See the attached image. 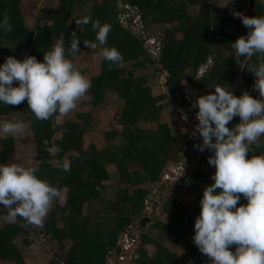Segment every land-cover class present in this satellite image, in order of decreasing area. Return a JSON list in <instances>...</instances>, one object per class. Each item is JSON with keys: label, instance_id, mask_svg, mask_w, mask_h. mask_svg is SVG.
<instances>
[{"label": "trees", "instance_id": "1", "mask_svg": "<svg viewBox=\"0 0 264 264\" xmlns=\"http://www.w3.org/2000/svg\"><path fill=\"white\" fill-rule=\"evenodd\" d=\"M48 1L52 3L51 6L36 9L33 28L29 29L23 20L21 0H0V19L6 13L12 26V31L7 34L0 31V64L7 56L21 60L25 55H32L42 61L44 52L51 49L61 33L67 48L72 41L71 34L75 31L81 43L80 51L68 57L74 63L76 55L88 50L83 42L95 41L91 25L77 28L74 22V19L86 15L112 25L107 46L115 47L122 54L123 63L119 67L112 65L103 59L99 47L95 50L100 54L98 71L88 77L91 87L84 95L86 99L81 101L91 105V108L77 112V121L59 124L55 121L57 114L47 121H40L29 110L26 102L15 108L0 104V117L21 115V119L26 120L35 152L39 155L36 166L39 170L35 174L59 191L65 189L63 203L60 204L56 199L41 225L43 234L49 235L59 248H65L66 243L70 242L66 250L70 261L65 260L62 264H105L106 250L117 243L122 230L136 219L134 215H142L151 190L139 189L138 185L143 182L156 184L164 167L176 163L190 142L186 134L173 135L169 124L160 119V112L166 105L158 104V101L170 95L182 96L181 81L184 78L194 83L197 96L206 94L214 85L231 89L235 95L248 91L254 97L259 96L252 88L253 75L240 69L230 46V42L246 34L247 29L239 18L216 14L211 0H95L90 3L87 12L83 11L87 0ZM190 5L198 6L195 14H189ZM249 6L252 8L250 13L247 11ZM132 8L138 11V24L143 27L142 32L132 28V14H124L133 12ZM225 10L228 13L236 10L247 16H264V0H227ZM120 14H124L122 19ZM41 21L48 23L40 25ZM153 24L167 25L162 37L158 36V43L154 42L160 52L159 58L144 45L149 30L146 28ZM227 25L233 29H228ZM177 34H180L179 38ZM214 46L217 50L227 51L228 55L218 57L214 53ZM127 62H131V70L146 68L147 64L161 75L166 70L167 75L162 80L164 92L151 94L144 75L135 76L131 70L126 72L124 64ZM202 67L206 69L199 73ZM236 77L242 80L241 86L233 85ZM108 91L116 93L122 100L117 117L126 130L120 132L124 136L122 138L117 131L106 132V143L101 148L93 142L84 148L83 136L89 129L91 112L104 101ZM184 105L181 100L179 107ZM178 113L183 115L186 112L178 110ZM238 122L239 117H236L229 127ZM139 123L155 125L140 127ZM126 128L132 131L128 132ZM57 131L59 136L52 138ZM44 141H47L48 148L59 146L62 151L49 152ZM14 149V138L0 137V164L14 162ZM76 153H79V157ZM196 155L198 165L187 169L181 183L197 193L191 223L186 222L188 208L170 194L166 201L162 200L159 204L161 213L169 215V220L151 222L163 234L161 240L143 232L142 251L134 264H206L208 258L193 244L192 235L194 219L200 213V197L205 185L212 183L214 168L207 162L210 152L206 150ZM251 155H264V136L253 145V152L249 153ZM51 158L56 160L54 165L50 163ZM63 158L71 161L68 172L61 167ZM109 165L115 167L116 184L129 185L128 188L120 187L114 199L107 194ZM239 203H246L242 195ZM0 217L4 221L0 225V264H24L22 250L13 241L22 239L21 247L27 249L33 243L29 233L36 231L32 229L33 224L23 219H18L14 224L8 223L3 212H0ZM16 225L28 233L25 234ZM180 237L184 238V250L180 254L163 241L178 244ZM145 244L154 246L152 255H148L143 248Z\"/></svg>", "mask_w": 264, "mask_h": 264}, {"label": "clouds", "instance_id": "2", "mask_svg": "<svg viewBox=\"0 0 264 264\" xmlns=\"http://www.w3.org/2000/svg\"><path fill=\"white\" fill-rule=\"evenodd\" d=\"M232 14L247 29L246 34L230 42L232 56L242 71L253 75L252 88L259 96L254 97L247 91L237 96L231 89L214 85L213 91L196 96L191 104L196 109L198 122L190 135L200 141L193 147L200 152H210L207 162L214 168L212 183L205 185L200 197V213L194 219L192 242L208 258L206 264H264V155L249 156L253 145L264 136V16H247L236 10ZM74 22L77 28L91 25L95 33V41L83 42L86 48L95 51L99 47L105 61L117 67L122 65V54L115 47L107 46L112 29L110 23H101L91 15L74 19ZM136 25L138 32H142L140 23ZM0 31L4 34L12 31L6 13L0 19ZM71 35L72 41L66 48L61 33L51 49L44 52L42 61L32 55H25L21 60L5 57L0 64V104L15 108L26 102L40 121H47L55 114L65 116L72 112L77 101L90 89L91 82L68 58L80 51L81 41L76 32ZM236 117L239 122L229 127ZM24 130L25 125L20 120L0 123V133L5 139L22 137ZM44 143L49 152L62 151L59 146L48 148L47 141ZM76 156L79 157V153ZM61 167L65 172L70 171L71 161L65 160ZM38 170L14 162L0 164V212L5 214L8 223L23 219L29 224L42 225L54 201L60 197L58 188L35 174ZM241 195L246 199L244 204L239 203ZM142 212L135 224L122 230L118 237L122 247L117 250L118 260H126L121 251L130 252L129 246L137 237L142 249L145 231L138 224L144 216ZM42 234V230L30 232L32 244L39 241L47 245L44 238L47 235ZM55 243L51 242L49 248L54 249V257L63 250L60 253L66 259L61 264L65 263L67 249L56 247ZM129 254L127 257L130 258ZM105 255V264H117L112 250L108 248Z\"/></svg>", "mask_w": 264, "mask_h": 264}, {"label": "rangeland", "instance_id": "3", "mask_svg": "<svg viewBox=\"0 0 264 264\" xmlns=\"http://www.w3.org/2000/svg\"><path fill=\"white\" fill-rule=\"evenodd\" d=\"M87 1H88L87 4L84 5V9H83L84 12H87L89 10L90 3L95 2V0H87ZM211 2L214 5L213 8L216 14L227 15L232 18H237L232 13H228L225 10V5L227 3V0H211ZM21 4L23 5V8H24V17H23L24 23L29 29H31L33 28V20H34L36 9L38 7L51 6L52 3H50V1L48 0H21ZM197 8H198L197 5H190L188 7L189 14H195L197 12ZM247 11L248 13H250L252 11V8L249 6ZM130 13L132 14V18H133L132 28L138 31L137 30L138 26L136 25V23H138V12L134 13V12L129 11L128 13H124V14L128 15ZM124 14H120L121 19L123 18ZM69 19L70 17L68 18V20ZM47 23L48 21H41L40 25L47 24ZM166 26H167L166 24H153L149 26L148 31L151 32V34L155 33L158 39V36L159 38L162 37L164 27ZM226 27L228 29H233L231 25H227ZM148 31H147V34H148ZM151 34H148V36H151L150 38L146 37V41L144 45L146 47L147 46L149 47V52L157 55V53L155 52L156 49L150 46V45L153 46L154 42H156V40H154L155 39L154 35H151ZM176 36L179 38L180 34H177ZM157 43L158 41L156 42V44ZM213 49L215 51L214 53L218 57H224L228 55L227 51L217 50L215 46L213 47ZM99 58H100V54L98 52L88 49L84 51L83 53H81L80 55H76L74 57V65L77 68L81 69L83 71V75L88 79L89 76H92L97 73ZM209 63L210 62H208L207 66H209ZM124 67H125L126 72L130 71L132 67L131 62L125 63ZM204 69H206V67H202L201 70H199V73H201ZM131 71L135 76L144 75L146 77L147 79L146 82L150 87L151 94L158 95L164 92L163 83H162L163 78L161 77L162 75L161 73L155 72L152 65L147 64L146 68L138 67V68L132 69ZM233 85L234 86L242 85V80L240 79V77H236L233 80ZM181 88L183 91L182 96L178 95L177 98H174V96L170 95L167 98H164L158 101V104L165 103L166 105L160 112V119L169 124L173 135H176V134H186L187 135V138L190 141L189 142L190 151L193 153L195 152V148L193 147V145L200 142L198 139H193L190 135L194 129V126L198 122L195 117L196 109L191 107L192 102L196 99V98L195 99L193 98L194 96L193 94L195 93V95L197 96V90L194 87V83L188 81L186 78H184L181 81ZM210 91H213V89H209L206 92L208 93ZM85 99L86 97L83 96L80 100H78L75 109H73L72 112H70L69 114L65 116H61L57 114L55 116V121L59 124L63 123L64 121H77L76 120L78 119L76 117L77 112H85V111L90 110L91 108V105H89L88 103L81 102V101H84ZM181 100L184 101L185 105L179 107ZM121 107H122V100L116 96V93L108 91L104 101L100 105H98L97 108L93 112H91V120L89 121V129L85 132L83 136L84 148H87L90 142H93L96 145V147L101 148L106 143L105 141L106 132H112V131L116 132L117 131L120 133V132L126 131L124 130V126L118 122L117 114L120 112ZM178 110L185 111L186 113H184L183 115H179ZM21 118H22L21 115H12V116L7 115L5 117H0V123H2L5 120H14V119L20 120L24 123L25 125L24 135L22 137L14 138V147H15L14 163L20 164L25 167H28V166L36 167L39 162V155L35 152L33 138L28 128L27 122L25 119H21ZM154 125L155 124L153 123L151 124L139 123L140 127H154ZM127 131L131 132L132 129L129 130L128 128ZM59 134L60 133L58 131L55 132L52 138H57ZM120 135L123 138L124 135H122L121 133ZM1 136H3V133H0V137ZM185 150L186 149L183 150V152L181 153V156L183 155ZM63 160L65 161L66 159L63 158ZM179 161L181 160L179 159L176 163H170L164 167L161 173L162 174L161 176H162V179L164 178L166 179L167 178L166 176H168V183L163 184V186L158 188V190H156L157 188L153 184H149L147 182H143L139 184L138 188L139 189H145V188L150 189L151 193L147 195V201H148L147 205H152L155 203L157 206H159L160 202L164 200L162 197V195L165 194L164 192L166 190L164 188L168 186L172 187L173 197L188 208L186 222L189 224L191 223L192 218H193L192 208H193L197 193L194 190H192V188H190L188 185H181L182 181L176 178L175 176L176 173L181 176L183 172L180 169L182 163ZM50 163L54 165L56 163V160L54 158H51ZM186 170H187V167H186ZM108 172H109L110 178L107 181V184H108L107 194L109 198L114 199L120 187L128 188L129 185L128 184H120V185L116 184L117 174H116L115 167L113 165L108 166ZM174 183H176V185H174ZM153 191L155 192V194H153ZM60 193L61 195L57 200L60 204H62L64 200L65 189H61ZM153 196L155 198H153ZM152 213H153V210H152ZM145 214L147 213L145 212ZM148 216L150 217V220L146 221L145 225H142L143 230L145 231V233L155 238H158V240H161L163 234H161L160 231L154 228L151 222H154V221L167 222L169 220V215L157 213L156 211H154V215L150 214ZM135 217L139 218L137 214L133 216V218ZM3 222L4 221L0 217V225H2ZM32 226L34 227L33 229L36 231L42 230L41 225L38 226V225L33 224ZM42 235L44 236V234ZM37 237H39L38 233H37ZM44 238H45V241L47 242V245H44V243L40 244V242L37 241L35 242V244H32V246L28 247L27 249L22 248L20 247L21 246L20 240H22L20 238H18L17 240L15 239L13 241V244L16 247L21 248L23 256L25 258H28V260L29 259H32L33 261L35 260L34 261L35 264H42V262L46 260L45 257H48V254L52 252L51 249L49 248V244L51 242L53 243L49 235L45 236ZM163 241L170 249L174 250L177 254L182 253L184 250V244H183L184 238L183 237H180L178 244L171 243L170 241H167V240H163ZM143 248H145L148 255H152L155 251V248L150 244L143 246ZM105 261H106V255H105Z\"/></svg>", "mask_w": 264, "mask_h": 264}, {"label": "flooded vegetation", "instance_id": "4", "mask_svg": "<svg viewBox=\"0 0 264 264\" xmlns=\"http://www.w3.org/2000/svg\"><path fill=\"white\" fill-rule=\"evenodd\" d=\"M145 37V36H144ZM151 36H148V38H150ZM154 37H156V39H154V40H158L157 39V35L156 36H154ZM195 151H197L196 149H195ZM195 154H197V152L195 153ZM192 152L190 151V143H189V145H188V147L186 148V150L184 151V153H183V155L181 156V158H180V160L181 161H179V162H181L183 165H185V167H187V168H189V170H191V168H193L194 167V163H195V161L197 160V155L195 156L196 157V159H195V161H191L190 159H192ZM187 164H190V165H187ZM166 183H168V179H160L158 182H157V184H154V186H156V190H158V188H160L161 186H163V184H166ZM174 185H176V183H174ZM168 188V189H167ZM164 189H166V190H168L169 192H170V194H173V188L172 187H170V186H168V187H165ZM155 204V203H154ZM154 204H152L151 206H153ZM152 210H153V213H152ZM151 210V214H153L154 215V208ZM135 227H137V225L135 226ZM133 235H136V231L135 230H133ZM138 237L135 239V243H132L130 246H129V250L131 251V250H134V253L136 254V252H137V250L138 249H140V245L138 244ZM120 248H122L121 246H120V242L119 241H117V243L116 244H114V245H112V246H110L109 247V249L110 250H112V252H113V254H114V256H112L114 259H115V261L117 262V264L119 263V264H124L125 263V261H124V259L123 258H121V259H119L118 260V257H119V253H117V250H119ZM135 254H133L132 255V257H131V260H135V259H137L138 257L135 255ZM127 254H126V252H124L123 253V257L124 256H126ZM116 256V257H115ZM137 257V258H136Z\"/></svg>", "mask_w": 264, "mask_h": 264}, {"label": "water", "instance_id": "5", "mask_svg": "<svg viewBox=\"0 0 264 264\" xmlns=\"http://www.w3.org/2000/svg\"><path fill=\"white\" fill-rule=\"evenodd\" d=\"M133 12L134 13H137L138 11H137V9L136 8H133ZM147 29H148V27H147ZM138 32V31H137ZM148 34H151V32H149L148 31ZM153 34V33H152ZM154 36H156V34H154ZM156 38V37H155ZM152 48H155L154 47V45L152 46V45H150ZM156 53H157V57L159 58V55H160V52L157 50L156 51ZM159 67H161V64L159 63ZM165 75H167V71L166 70H163V75L161 76L162 78H164V76ZM194 96H193V98L195 99L196 98V95H195V93L193 94ZM177 96L178 95H174V98H177ZM197 136H199L198 134H197ZM200 151H198L197 150V154L198 155H200ZM193 155H192V159H191V161H195V159H196V157H195V153H192ZM197 163L198 162H196L195 163V167L197 166ZM188 165H190V164H188ZM165 194H163L162 195V197H163V202L164 201H166V199L168 198V196L170 195V192L167 190H165V192H164ZM148 204V201L147 200H145V208L142 210L143 212L142 213H144V216L141 218V220H140V224H141V226L142 225H145V223H146V221H149L150 220V217L148 216V215H150L151 213H150V210L149 209H151V207H149V205H147ZM147 205V206H146ZM155 205V204H154ZM156 206V205H155ZM156 208V212L157 213H160V211H159V206H156L155 207ZM145 212L147 213V214H145ZM4 216H5V214H4ZM14 224V223H13ZM20 230L22 229L23 230V228L22 227H20L19 225H16ZM24 232H26L25 230H23ZM32 235V234H31ZM55 246L56 247H58V244L57 243H55ZM138 251H140V249H138ZM121 252H126V254L128 255V253H130L129 251H121ZM127 255H126V260H125V263L124 264H133V262H131V260H130V258L129 257H127ZM64 258H65V256H64ZM66 259V258H65ZM69 261H70V259H69ZM122 264V263H121Z\"/></svg>", "mask_w": 264, "mask_h": 264}, {"label": "crops", "instance_id": "6", "mask_svg": "<svg viewBox=\"0 0 264 264\" xmlns=\"http://www.w3.org/2000/svg\"><path fill=\"white\" fill-rule=\"evenodd\" d=\"M147 200V199H146ZM157 206V205H156ZM155 205H153V206H151V205H149V207H151V209H149L150 210V212H151V210H152V207L154 208V211H156V207ZM159 211H160V209H159ZM160 213H161V211H160ZM161 214H165V213H161ZM138 219L136 218L134 221H131L132 222V224H135V222L137 221ZM69 245H70V242H68V243H66V245H65V250L69 247ZM145 245H147V244H145ZM144 245V246H145ZM150 245H152V244H150ZM32 246V245H31ZM153 246V245H152ZM154 247V246H153ZM44 250H45V248H44ZM141 249H140V251H138L137 250V252H136V254L134 253V250H131L130 251V258L132 257V255L133 254H135L137 257L139 256V254L141 253ZM59 252V256H57V257H54L53 255H54V249L52 250V252H50L49 254H48V257H45L46 258V260H44L43 262H42V264H60V262H62V261H64V255L63 254H61L60 252H63V250H60V251H58ZM56 255H58V254H56ZM136 257V258H137ZM51 259H54V260H52L51 262H50V260ZM67 260H69V258L67 259ZM35 261V260H34ZM34 261L32 260V259H29L28 260V258H25L24 257V264H35L34 263ZM131 262H133V264L135 263V260H131ZM4 264H11V263H4ZM119 264V263H118Z\"/></svg>", "mask_w": 264, "mask_h": 264}, {"label": "built area", "instance_id": "7", "mask_svg": "<svg viewBox=\"0 0 264 264\" xmlns=\"http://www.w3.org/2000/svg\"><path fill=\"white\" fill-rule=\"evenodd\" d=\"M181 164V163H180ZM183 172H182V175L180 176L179 174H177L176 173V178L177 179H179V180H183L184 178H185V176H186V174H187V170H186V167L183 165V164H181V168H180ZM162 175V174H161ZM166 176V175H165ZM167 178L166 179H168V176H166ZM162 178V176L160 177V179ZM156 187V186H155Z\"/></svg>", "mask_w": 264, "mask_h": 264}]
</instances>
